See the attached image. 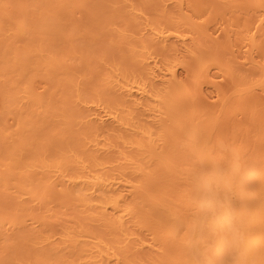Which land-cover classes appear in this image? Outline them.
<instances>
[{"label": "bare ground", "instance_id": "bare-ground-1", "mask_svg": "<svg viewBox=\"0 0 264 264\" xmlns=\"http://www.w3.org/2000/svg\"><path fill=\"white\" fill-rule=\"evenodd\" d=\"M0 264H264V0H0Z\"/></svg>", "mask_w": 264, "mask_h": 264}]
</instances>
